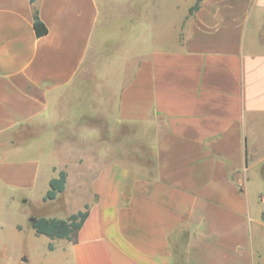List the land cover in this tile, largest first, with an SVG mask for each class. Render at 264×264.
Returning <instances> with one entry per match:
<instances>
[{"label": "crops", "instance_id": "obj_1", "mask_svg": "<svg viewBox=\"0 0 264 264\" xmlns=\"http://www.w3.org/2000/svg\"><path fill=\"white\" fill-rule=\"evenodd\" d=\"M199 4L161 44L143 0H0V264L11 232L38 235L23 204L71 185L89 215L75 240L39 234L50 264H260L264 0Z\"/></svg>", "mask_w": 264, "mask_h": 264}, {"label": "rangeland", "instance_id": "obj_2", "mask_svg": "<svg viewBox=\"0 0 264 264\" xmlns=\"http://www.w3.org/2000/svg\"><path fill=\"white\" fill-rule=\"evenodd\" d=\"M183 0L180 2V6H176V0H143V5L146 6L143 14L142 9H129L128 11H133L136 16V22L138 23L142 16L141 27H143L142 35L139 38L146 40L148 43H161V44H172L176 41L177 30L179 27V22L183 15L186 13L189 5L195 3L196 0ZM121 6V5H119ZM115 7L118 11L127 12L129 6ZM141 14V16H140ZM120 29L115 28V35H120ZM138 38V40H139ZM120 38L116 40L115 43L120 44ZM142 41V40H140ZM138 42V41H137ZM131 49V48H128ZM128 51V50H127ZM119 50H115V64H122V59L118 56ZM125 134L122 136V140L126 137V128ZM128 135V134H127ZM263 131L259 127L258 137L263 141ZM107 138H104V140ZM116 140V138H115ZM117 144V142L115 141ZM121 143V142H120ZM119 144V142H118ZM138 145V144H136ZM141 150L143 151V144L139 143ZM78 153L75 154V156ZM86 159L90 156L86 154ZM89 156V157H88ZM136 156V155H135ZM74 157V154L71 156V159ZM74 185L70 186L69 196H62L61 198L53 202H44L38 200L37 198L32 199L30 202L23 204L25 208L20 213L22 219H24L25 214L28 212L31 214L30 217H35L38 215H53L58 217L66 218L73 212H77L81 207V203L84 197L88 195V192L85 190L75 189ZM11 232L9 235L14 240V248L9 250V258L5 264H25L24 260L28 262L27 264H50L53 256L48 250V239L44 235H35L34 231L26 230ZM262 231L258 230V234ZM262 257L260 264H264V237L262 240ZM50 249V248H49ZM18 256V258L16 257ZM61 264L60 260H57Z\"/></svg>", "mask_w": 264, "mask_h": 264}, {"label": "trees", "instance_id": "obj_3", "mask_svg": "<svg viewBox=\"0 0 264 264\" xmlns=\"http://www.w3.org/2000/svg\"><path fill=\"white\" fill-rule=\"evenodd\" d=\"M202 0H196L194 5L189 9V13L193 14L199 9ZM34 28L38 36L44 35L48 32L47 27L39 17V11L35 12ZM67 172L61 170L57 177L50 180V189L47 191L44 200H52L57 197L60 192H63L66 187ZM89 215V204H85L83 210H79L70 214L66 218L58 217H32L31 225L39 234H45L50 237L64 238L68 240H75L77 233ZM264 219V212H263Z\"/></svg>", "mask_w": 264, "mask_h": 264}]
</instances>
